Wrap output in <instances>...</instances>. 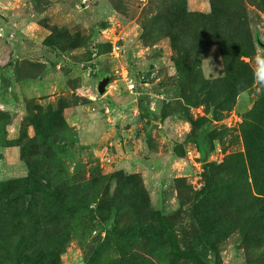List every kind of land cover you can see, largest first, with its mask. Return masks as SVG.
Masks as SVG:
<instances>
[{"label": "rangeland", "instance_id": "rangeland-1", "mask_svg": "<svg viewBox=\"0 0 264 264\" xmlns=\"http://www.w3.org/2000/svg\"><path fill=\"white\" fill-rule=\"evenodd\" d=\"M0 264H264V0H0Z\"/></svg>", "mask_w": 264, "mask_h": 264}, {"label": "water", "instance_id": "water-1", "mask_svg": "<svg viewBox=\"0 0 264 264\" xmlns=\"http://www.w3.org/2000/svg\"><path fill=\"white\" fill-rule=\"evenodd\" d=\"M108 80H104L99 84L98 90L100 94H104L106 90V86L108 85Z\"/></svg>", "mask_w": 264, "mask_h": 264}]
</instances>
